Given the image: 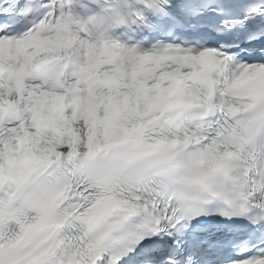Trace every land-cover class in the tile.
Here are the masks:
<instances>
[{
  "label": "snow or ice",
  "instance_id": "snow-or-ice-1",
  "mask_svg": "<svg viewBox=\"0 0 264 264\" xmlns=\"http://www.w3.org/2000/svg\"><path fill=\"white\" fill-rule=\"evenodd\" d=\"M0 264H264V0H0Z\"/></svg>",
  "mask_w": 264,
  "mask_h": 264
}]
</instances>
